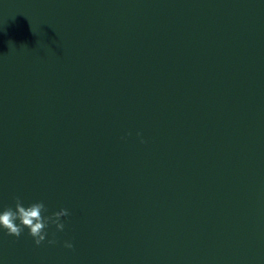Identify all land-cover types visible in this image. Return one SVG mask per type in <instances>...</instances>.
Here are the masks:
<instances>
[{"label":"water","instance_id":"95a60500","mask_svg":"<svg viewBox=\"0 0 264 264\" xmlns=\"http://www.w3.org/2000/svg\"><path fill=\"white\" fill-rule=\"evenodd\" d=\"M16 198L69 215L0 264H264V0H0Z\"/></svg>","mask_w":264,"mask_h":264},{"label":"clouds","instance_id":"9594fccd","mask_svg":"<svg viewBox=\"0 0 264 264\" xmlns=\"http://www.w3.org/2000/svg\"><path fill=\"white\" fill-rule=\"evenodd\" d=\"M137 135L139 136V133ZM46 213L47 209L43 202L37 201L25 205L19 198H16L14 205L0 207V232L19 237L21 233L27 230V235L32 238L33 242L40 245L49 235L48 228L51 225L55 226L57 232L63 231L64 223L61 218L69 215L65 208H60L50 215ZM47 243L55 244L56 241L54 238L48 239ZM63 246L69 249L72 248L70 242H65Z\"/></svg>","mask_w":264,"mask_h":264}]
</instances>
